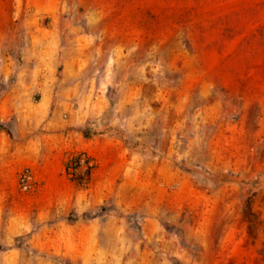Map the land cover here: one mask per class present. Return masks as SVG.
I'll use <instances>...</instances> for the list:
<instances>
[{"label": "rangeland", "instance_id": "obj_1", "mask_svg": "<svg viewBox=\"0 0 264 264\" xmlns=\"http://www.w3.org/2000/svg\"><path fill=\"white\" fill-rule=\"evenodd\" d=\"M133 84L157 114L140 168L188 182L158 221L93 204L75 152L83 129L129 138ZM0 136V264H264V0H0Z\"/></svg>", "mask_w": 264, "mask_h": 264}, {"label": "crops", "instance_id": "obj_2", "mask_svg": "<svg viewBox=\"0 0 264 264\" xmlns=\"http://www.w3.org/2000/svg\"><path fill=\"white\" fill-rule=\"evenodd\" d=\"M71 65L72 63L70 62H63V72L67 71ZM195 84L198 85V83ZM190 86L193 87L194 85ZM190 86L187 83L183 86L182 91L184 94ZM200 87L202 89L200 93L203 96L205 88L209 86L202 83ZM149 90H151L149 85L133 84L126 94H123V101L118 104L119 111L127 112L128 115L126 117L128 118L122 124L115 125L111 123L110 126H116L118 133L120 131L126 133L129 136L127 140L121 136L92 138L84 140L79 148L75 149V152L86 156L88 172L86 171L85 193L92 196L93 204L96 201L101 204L113 196L115 207L122 214L126 215L142 211V215L146 217L143 221H158V219L154 218L156 216V203L166 201L163 196L159 200L158 194L167 193V190L170 194L177 193L179 190L174 187L178 185L179 187L183 185L187 187L188 182L185 176L174 171L169 163L164 166L165 169L162 165L158 166L156 164L150 168H140V150L146 144L144 141L146 130L151 125L148 122L143 123L142 117L147 119V116L157 115L156 111H150L149 114L144 115L142 110L138 109L137 100H145ZM183 97V99L176 98L175 104L172 105L177 114L181 113L180 110L187 95ZM162 108L163 106H161ZM2 140L3 138L0 136V141L2 142ZM66 148L60 144L57 147L56 155L60 156L63 151L67 150ZM149 157L150 159L152 158V156ZM92 165L93 169H90ZM75 173L77 180L83 178L81 168ZM170 178L171 183L169 182ZM60 182L62 185L70 187L67 182L63 180ZM81 182L80 180L72 181V188L78 190V184ZM0 191L4 192L3 186H0ZM79 193H82V190H78L77 194ZM78 197L76 202H78ZM171 202L172 205L176 204L179 206V202H175L173 198Z\"/></svg>", "mask_w": 264, "mask_h": 264}, {"label": "trees", "instance_id": "obj_3", "mask_svg": "<svg viewBox=\"0 0 264 264\" xmlns=\"http://www.w3.org/2000/svg\"><path fill=\"white\" fill-rule=\"evenodd\" d=\"M61 67H62L61 63H59V67L57 70L59 73L61 72ZM81 135L84 139H89L90 137L97 138L100 136L99 134H96V133H90L89 129H83L81 131ZM71 166L73 168V172H76L77 170L81 168L80 160H75L74 164ZM86 171L88 172V168H86ZM73 177H75V174L73 175Z\"/></svg>", "mask_w": 264, "mask_h": 264}, {"label": "built area", "instance_id": "obj_4", "mask_svg": "<svg viewBox=\"0 0 264 264\" xmlns=\"http://www.w3.org/2000/svg\"><path fill=\"white\" fill-rule=\"evenodd\" d=\"M29 181H30L29 175H22V177L20 178L21 188L23 191L28 189Z\"/></svg>", "mask_w": 264, "mask_h": 264}]
</instances>
